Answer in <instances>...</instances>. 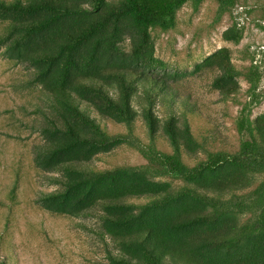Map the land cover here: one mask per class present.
Returning <instances> with one entry per match:
<instances>
[{
	"label": "rangeland",
	"instance_id": "obj_1",
	"mask_svg": "<svg viewBox=\"0 0 264 264\" xmlns=\"http://www.w3.org/2000/svg\"><path fill=\"white\" fill-rule=\"evenodd\" d=\"M58 2L77 12L30 37L15 29L32 17L0 14V264H120L115 255L134 251L119 246L104 229L100 206L74 215L52 210L43 201L45 195L63 190L57 179L66 176L51 160L53 152H47L56 150L61 140L56 127L65 128L67 119L91 134L60 105L59 89L67 87L90 108L108 134L133 132L145 145L165 153L174 152L165 130L174 118L189 166L206 160L209 153L238 152L249 139L238 130L243 109L250 108L251 118H264V0H233L223 11L219 0L188 1L168 30H145L130 16L117 18L113 11L123 0H107V8L100 12H95L91 0ZM84 28L93 34L76 46L74 37ZM49 53L57 60L51 66L43 60ZM70 61H74L70 77L62 83L57 74ZM227 65L236 72L232 80L236 90L229 96L219 82L222 78L230 82L225 77ZM250 79L258 81L257 104L252 103ZM152 80L165 86L164 92ZM89 83L102 86L116 101L130 95L136 113L132 131L126 122L100 111L97 105L107 111L105 103L93 92L77 89ZM151 87L156 96L149 92ZM149 109L158 121L154 138L147 122ZM187 125L193 141L186 135ZM88 152L76 163L86 172L148 165L134 143ZM225 178L236 182L225 187L235 190L226 192L229 197L252 192L264 175L232 170ZM151 179L174 189L186 184L169 177ZM131 201L141 204L147 199ZM248 217H238L239 224Z\"/></svg>",
	"mask_w": 264,
	"mask_h": 264
},
{
	"label": "trees",
	"instance_id": "obj_2",
	"mask_svg": "<svg viewBox=\"0 0 264 264\" xmlns=\"http://www.w3.org/2000/svg\"><path fill=\"white\" fill-rule=\"evenodd\" d=\"M188 1L201 3L203 0H123L113 13L117 18L130 16L141 28L158 27L163 30L175 26L178 10ZM95 12L107 8V0H91ZM221 10H225L233 0H219ZM77 12L72 5L60 4L58 0L22 1L0 0V14L33 19L16 26L15 32H25L29 37L45 31L53 22ZM93 34L84 28L74 37L76 46L83 44ZM20 46V43H19ZM18 47V44H17ZM43 60L49 66L56 58L46 54ZM74 61L59 71L62 83L70 77ZM225 77L220 88L225 96L236 89L232 66H224ZM126 84L125 76H122ZM154 87L164 92L165 86L151 81ZM252 103L260 102L256 91L258 81L250 79ZM133 86V85H130ZM167 88V87H166ZM78 90L93 92L97 99L105 103L103 113L126 122L131 131L136 113L131 105L130 95L121 101L109 96L100 85L81 84ZM60 105L80 119L91 129L85 133L78 124L66 119V127H56L58 148L52 153V161L64 172L63 190L43 197L45 204L57 212L81 214L85 209L100 206L104 229L113 235L118 245L133 255L119 254L114 260L120 264H264V180L250 193L238 195L228 193L225 187L236 185L227 175L232 170L243 174L264 175V118H251V110L246 107L238 120V130L249 139L241 144L238 152L218 151L209 153L206 160L194 166L187 165L182 156L181 132L175 119L168 120L165 130L174 146L173 153L158 151L145 145L134 133L110 135L103 130L97 118L92 117L90 108L76 99L65 86L59 89ZM130 91V89H129ZM173 98L171 90H167ZM149 92L154 94V88ZM151 96V95H150ZM147 122L154 138L158 131V121L152 110L147 112ZM186 135L193 141L190 127ZM137 144L148 160L144 167H122L113 170L86 172L78 168V161L85 160L90 150H102L121 143ZM228 170L229 173L227 172ZM227 172V173H226ZM226 173V174H225ZM151 177L181 179L186 184L172 188L170 184L154 181ZM224 178V179H223ZM63 180V181H61ZM146 198V203L137 204L131 199ZM250 215L239 224L238 217Z\"/></svg>",
	"mask_w": 264,
	"mask_h": 264
}]
</instances>
